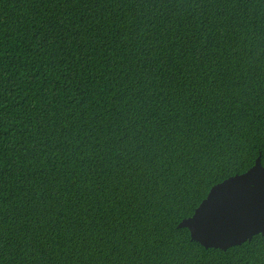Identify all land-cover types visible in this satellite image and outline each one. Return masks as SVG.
Wrapping results in <instances>:
<instances>
[{
  "label": "trees",
  "instance_id": "16d2710c",
  "mask_svg": "<svg viewBox=\"0 0 264 264\" xmlns=\"http://www.w3.org/2000/svg\"><path fill=\"white\" fill-rule=\"evenodd\" d=\"M264 164V0H0V264H264L178 224Z\"/></svg>",
  "mask_w": 264,
  "mask_h": 264
},
{
  "label": "water",
  "instance_id": "95a60500",
  "mask_svg": "<svg viewBox=\"0 0 264 264\" xmlns=\"http://www.w3.org/2000/svg\"><path fill=\"white\" fill-rule=\"evenodd\" d=\"M206 248H227L264 234V164L259 155L245 172L213 185L194 213L178 224Z\"/></svg>",
  "mask_w": 264,
  "mask_h": 264
}]
</instances>
